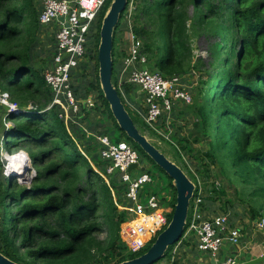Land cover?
<instances>
[{
	"label": "trees",
	"instance_id": "16d2710c",
	"mask_svg": "<svg viewBox=\"0 0 264 264\" xmlns=\"http://www.w3.org/2000/svg\"><path fill=\"white\" fill-rule=\"evenodd\" d=\"M112 1L106 4L91 38V77L83 64L81 72L74 73L73 84L78 98L97 92L103 110H84L81 125H69L71 135L59 109L46 110L53 95L44 78L48 67L38 64L44 53L39 39L42 8L34 0H0V88L18 105L17 112L8 115L11 127L4 134L14 138L17 152L28 154L36 173L29 186L15 181L18 193L12 181H0V253L17 264H120L150 248L134 255L122 243V226L128 218L119 209L125 204L124 187L118 176H106L108 163L101 159L102 146L96 138L127 141L143 153L119 128L100 86V31ZM131 4L132 31L143 43L151 70L156 72V67L164 77L192 72L196 66L192 65L191 32L207 35L209 60L200 62L205 77L192 90V104L174 114L184 121V113L192 117L180 145H173L186 168L176 164L188 170L194 182L196 176L205 184L216 176L227 181L236 187L238 202L248 206L254 220L264 217V0H129L126 12ZM124 19L125 13L115 32V85L122 57L117 37ZM52 43L51 65L55 38ZM126 108L147 136L143 121ZM92 116L100 118L93 123ZM83 121L92 133L82 129ZM196 144L202 150L195 149ZM170 187L174 212L177 194L171 179ZM222 193H208L204 209Z\"/></svg>",
	"mask_w": 264,
	"mask_h": 264
},
{
	"label": "built area",
	"instance_id": "2783aa9c",
	"mask_svg": "<svg viewBox=\"0 0 264 264\" xmlns=\"http://www.w3.org/2000/svg\"><path fill=\"white\" fill-rule=\"evenodd\" d=\"M108 2L109 0H43L39 14L40 26L47 29L55 23L58 25L54 34L56 49L53 66L48 67L44 73L46 83L53 95V100L46 110L59 109L60 119L68 126L70 124L80 126L86 113L84 110L88 112L97 108L103 110L97 92L78 98L73 84L74 73L81 72L79 68L83 64L87 65V76L89 79L91 77L94 65L89 57L94 48V39L91 38L97 33L96 27ZM131 16L132 9L129 8L128 12H125L124 21L130 30L131 46L127 57L121 63L122 77L115 86L121 93L126 107L140 117L147 130L170 141L168 134L165 137L163 135L169 131V135L172 136L170 120L174 114L179 113L176 106L179 103L185 107L191 105L193 95L184 87L182 77H164L151 70L150 63L143 54V43L132 31ZM61 18L64 22L60 21ZM92 55L94 56V53ZM145 67L147 70L144 69ZM127 85L139 89L143 94L144 102L141 108L135 107L128 99L123 90ZM0 107L7 111L8 121V115L18 110V105L12 102L10 95L4 91H0ZM164 124L167 126L166 132L163 131ZM10 127L9 121L6 131ZM4 137L5 134L0 137V164L4 177L7 180L22 178L25 183L30 182L36 175L35 171H30L32 173L24 171V175L15 171L22 169L20 163L25 166V159L29 164L27 153L25 151L13 153L7 142H4ZM96 138L102 146L101 159L108 163L106 176H118V181L125 188L127 205H119V209L128 214L127 221L122 226V243L127 253L139 254L151 246L169 225L171 221L169 215L173 210L168 211L167 207L171 208V206L168 204L166 207L164 199L170 201L172 197L166 193L161 199L152 194L144 200L142 198L144 187L146 184L154 183V177L147 171L138 170L128 173L131 165L139 164L141 167L138 151L127 141L116 143L107 136ZM82 154L89 159L84 152ZM194 183L196 191L183 239L194 238L197 250L212 257L214 264H240L237 257L229 256L221 260L219 255L227 245L238 247L242 244V230L231 223L229 214L208 217L204 209L205 185L198 176ZM216 186L220 187L219 181L216 182ZM1 222L0 217V227ZM256 228L264 231V217L256 221Z\"/></svg>",
	"mask_w": 264,
	"mask_h": 264
},
{
	"label": "water",
	"instance_id": "95a60500",
	"mask_svg": "<svg viewBox=\"0 0 264 264\" xmlns=\"http://www.w3.org/2000/svg\"><path fill=\"white\" fill-rule=\"evenodd\" d=\"M128 3L129 0H113L103 18L98 49L100 86L119 128L126 134L129 140L139 146L143 153L173 181V187L176 190L177 197L173 216L169 225L157 237L150 249L142 256L120 264H158L167 257L170 248L179 244L184 237L191 203L195 196L196 185L181 167L166 157L147 136L140 132L114 84L115 63L113 51L115 32L122 15L128 8ZM60 21L64 22V19L61 18ZM144 69L147 70V67ZM154 69L158 74L162 75L156 67H154ZM8 139L9 135L5 133L4 141H8ZM31 169V167H27L25 172H30ZM138 170L144 172L146 168L140 167L139 164H134L129 167L128 173L131 174L133 171ZM214 263L215 261L213 259L212 264ZM0 264L17 263L0 253ZM247 264L257 263L254 261Z\"/></svg>",
	"mask_w": 264,
	"mask_h": 264
},
{
	"label": "crops",
	"instance_id": "0c3cea01",
	"mask_svg": "<svg viewBox=\"0 0 264 264\" xmlns=\"http://www.w3.org/2000/svg\"><path fill=\"white\" fill-rule=\"evenodd\" d=\"M39 1H41V0H39ZM38 6L40 8H42L43 1H41V5H38ZM50 28H52V30H55L53 27H50ZM48 38L49 37H47V39ZM47 39H45V40H47ZM117 40H118L117 46L119 49L118 52L122 57L121 58L119 57V59H118L117 69L115 72L116 85H117V83H119V81L122 77L121 71H120L121 70V63H122L123 59H125V57L127 56L129 49H130V46H131L130 30H129V28H128V26L124 20H123L122 28L120 29V31L118 33ZM52 48H53V44H52ZM41 49H42V47H41ZM51 58H52V52H51L50 56L47 58H43V56H42L40 58V60H38V62H39L38 64H40L41 66L43 65L45 68L50 67ZM46 59H48V61ZM45 60L48 63H46ZM51 66H53V62H52ZM127 76H128V74H127ZM123 90L127 94L130 102L133 103L135 105V107L141 108L143 106L144 97H143V94L141 93V91L139 89H134L131 86H125L123 88ZM0 91H2L1 88H0ZM6 114H7V111L0 107V137L3 136L4 130H6V125L10 121V120L8 121L6 119L7 118ZM185 117L187 119L186 123H187V121L191 122V119H192L191 116L188 115ZM99 118H100L99 116H92L91 119L93 120V123H94ZM84 121H83L84 124L82 126V129L84 128L86 132L89 131L90 133H92L89 129V123L84 122ZM182 122H184V120ZM180 123H181V121H180ZM68 129L72 135L73 128L68 126ZM89 132L87 133V138H86L87 140H90L89 138L92 137ZM82 152H84V151H82ZM4 178L5 177H4L3 172L0 171V181H2ZM122 187H124V186L122 185ZM167 194L172 197V195H170L169 193H167ZM172 194H173V192H172ZM123 199H124V201H126V199H125V188H124ZM171 201H172V199L170 201H167L164 199V205L165 206L166 205L168 206V204L170 205ZM228 201H230L231 203L226 202L225 206L223 205V206L217 207V204H216L217 201H216V202H213V204L210 203L208 209H207V206L205 207V211H206V214L208 217H211L212 214L216 210L219 211L221 209L222 212L230 215L231 223L234 226H237L242 230V234H243L242 244L238 247H233V246H229V245L225 246L223 248L221 254L219 255V259L222 258V260H224L225 258H227L229 256H234V257H237L240 264H247V263H251L254 261H256L257 264H264V231L257 230V228H256V221L257 220L256 219L254 220V218H252V215L250 214L251 212H250L248 206H245V209L242 208V206L240 205V202H238L236 196H235L234 200L232 199V200H228ZM125 204L127 205L126 202H125ZM218 208H220V209H218ZM167 209H168V211L173 210V208H170L169 206L167 207ZM246 211L250 212L249 213L251 215L250 218L245 217ZM213 216H215V215H213ZM166 259H167L166 264H212L213 263L212 257H210L208 254L201 253L197 250L196 240L194 238L183 239L182 242H180L177 246H175L173 248V250L171 251L169 256L166 257Z\"/></svg>",
	"mask_w": 264,
	"mask_h": 264
},
{
	"label": "rangeland",
	"instance_id": "374dc122",
	"mask_svg": "<svg viewBox=\"0 0 264 264\" xmlns=\"http://www.w3.org/2000/svg\"><path fill=\"white\" fill-rule=\"evenodd\" d=\"M34 1H35L36 5H41V1H43V0H41V1L34 0ZM129 8H131L133 11L134 6L131 4V5H129ZM191 13H193V10H191ZM51 27H53L55 30H52V28H47V29L40 28L39 39H40V42L42 44V49L44 50V53L41 55V57L43 56V58H47L51 54L52 44H53L52 40L54 38V34L56 31V28H58V25L55 23V24L51 25ZM47 37H49V38L47 39ZM45 39H47V40H45ZM191 39H192L191 44H192V50H193L192 65L196 66V68L193 69L192 72L190 71V73H188L186 76L182 77V83L184 84V87L190 93H192V90H194L195 87L199 84V82H201L203 80V78L205 77L204 76V70L202 68H200V62L201 63L202 62L207 63V61L209 60V56H210V47H209L210 42H209V39L205 33L199 32L198 34H196L194 32V29H193V32H191ZM176 110L177 111L178 110L185 111L186 109H185V106L183 104L179 103V105L176 106ZM181 113H183V112H181ZM181 113H180V115H181ZM184 115L187 116L185 113H184ZM182 116H183V114H182ZM173 121H175V122H173ZM180 121H181V123H180ZM182 121H183V119H181V118L174 119V117H171L170 122L174 123L172 126V130H171L172 136H171V134L169 135V131L166 130L167 126H165V124L162 126L164 132L168 131L163 136L165 137L166 134H168V137L171 138L170 141L159 139L158 137L153 136L147 129H146V131H147L146 134H147L149 140L153 144H155L158 147V149L166 157H169L172 160V162H174V163L176 162L179 165H181L182 168H186L182 159H180V156L177 154V151L174 148V146H176L177 144L180 145V140H181L180 138L188 130L186 125H188L189 122L187 121V123H186L185 122L186 120L184 122H182ZM110 124H112L111 121H110ZM179 125H180V127H177ZM140 127H142L141 124H140ZM181 129H183V130H181ZM176 133L178 135H176ZM13 134L14 133H11V135H13ZM8 141L10 143L8 142L7 146H10L9 149L10 150L12 149V152L16 153V149H13L14 138L12 137L11 139H8ZM194 147H195V149H201L202 150V147L198 144L194 145ZM138 153L140 155V161L139 162L141 164V167H145L146 171L150 172L154 177V183L145 185L142 198L144 200H146L150 195L155 194L158 197H160L161 199H163L164 195L166 193H169L170 195H172L173 190L170 187V179L168 178V176L164 172L160 171L158 169V167L146 155H144L140 151H138ZM90 159H91V157H89V160ZM185 159L186 160L190 159L189 153L186 154ZM98 161L101 162L99 158H98ZM95 164H96L95 162H92L93 166ZM28 165L32 168L30 171H34L31 160H30ZM1 169H3V168H1ZM190 169L192 172H194V169L192 166H190ZM30 173H32V172H30ZM185 173L189 174V171L188 170L186 171V169H185ZM200 180L204 183V179L202 177L200 178ZM11 181L13 182L12 183L13 185L16 184L15 181H17V185H20V186H29L31 184L29 182L25 183L24 180H22V178L18 179V180L13 179ZM217 181L220 182L221 188L216 186ZM204 185H205V190H206V196L208 195V193H212L213 190H216L218 192L223 191V193H225L224 195L222 193V194H220V196L217 197L218 198V200L216 202L217 207H220L223 205L225 206V203L228 200H232V199L234 200V198L236 196L235 195V188L236 187L229 186L228 182L227 181L225 182L220 177L216 176L215 179L210 181L209 184L204 183ZM14 186L16 187V185H14ZM213 186H214V188H213ZM16 192L18 193L17 187L15 188V193ZM242 208L245 209V207H242ZM218 209H220V208H218ZM249 213L250 212L246 211V213H245L246 218L247 217L250 218L251 215ZM218 214H225V213L222 212V210L220 209L219 211L216 210L212 214V216L218 215ZM220 259L222 260V258H220ZM166 262H167V259L163 260L160 264H166Z\"/></svg>",
	"mask_w": 264,
	"mask_h": 264
},
{
	"label": "bare ground",
	"instance_id": "6f19581e",
	"mask_svg": "<svg viewBox=\"0 0 264 264\" xmlns=\"http://www.w3.org/2000/svg\"><path fill=\"white\" fill-rule=\"evenodd\" d=\"M25 166L26 167H29V165H28V161H26V159H25ZM20 164H22V169H15V171L17 170V173L18 174H20V175H24V171H25V166H24V164L23 163H20ZM24 168V169H23Z\"/></svg>",
	"mask_w": 264,
	"mask_h": 264
},
{
	"label": "clouds",
	"instance_id": "9594fccd",
	"mask_svg": "<svg viewBox=\"0 0 264 264\" xmlns=\"http://www.w3.org/2000/svg\"><path fill=\"white\" fill-rule=\"evenodd\" d=\"M9 137H10V135H9ZM6 142H7V145H8V142H9V141H6ZM9 143H10V142H9ZM14 149H15V148H14ZM27 155H28V154H27ZM29 167H30V166H29ZM9 181H11V180H9ZM171 219H172V218H171ZM258 219H260V218H258ZM258 219H257V220H258ZM155 241H156V240H155ZM151 246H152V245H151ZM151 246H150V247H151ZM165 259H166V258H165ZM165 259H164V260H165Z\"/></svg>",
	"mask_w": 264,
	"mask_h": 264
}]
</instances>
